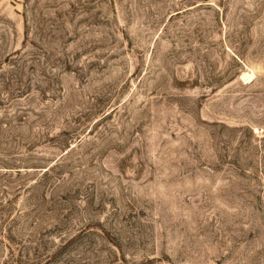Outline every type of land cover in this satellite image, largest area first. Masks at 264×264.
I'll return each instance as SVG.
<instances>
[{
	"label": "rangeland",
	"instance_id": "obj_1",
	"mask_svg": "<svg viewBox=\"0 0 264 264\" xmlns=\"http://www.w3.org/2000/svg\"><path fill=\"white\" fill-rule=\"evenodd\" d=\"M0 264H264V0H0Z\"/></svg>",
	"mask_w": 264,
	"mask_h": 264
},
{
	"label": "bare ground",
	"instance_id": "obj_2",
	"mask_svg": "<svg viewBox=\"0 0 264 264\" xmlns=\"http://www.w3.org/2000/svg\"><path fill=\"white\" fill-rule=\"evenodd\" d=\"M243 77L245 78V79H247V78H250L251 79V77H252V75L251 74H249V73H243Z\"/></svg>",
	"mask_w": 264,
	"mask_h": 264
}]
</instances>
